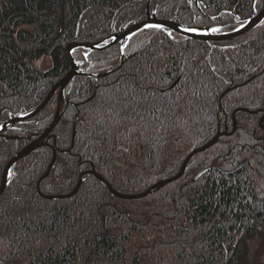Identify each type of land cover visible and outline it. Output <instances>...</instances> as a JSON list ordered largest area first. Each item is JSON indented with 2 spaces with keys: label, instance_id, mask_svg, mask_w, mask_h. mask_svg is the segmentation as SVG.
<instances>
[{
  "label": "trees",
  "instance_id": "1",
  "mask_svg": "<svg viewBox=\"0 0 264 264\" xmlns=\"http://www.w3.org/2000/svg\"><path fill=\"white\" fill-rule=\"evenodd\" d=\"M149 0H0V123L40 107L69 73L67 48L95 44L147 19ZM264 0H153L159 19L238 28ZM76 51L77 77L49 138L11 171L0 196V264H249L264 238V23L223 43L147 30L127 46ZM49 57L52 67L36 65ZM57 93L36 117L0 136V187L10 161L56 117ZM253 113V114H252ZM256 113V114H255ZM189 155L219 132H233ZM264 126V122H263ZM16 137V138H14ZM57 152V160L49 171ZM212 169L199 179L205 170ZM50 200L45 196H69Z\"/></svg>",
  "mask_w": 264,
  "mask_h": 264
},
{
  "label": "water",
  "instance_id": "2",
  "mask_svg": "<svg viewBox=\"0 0 264 264\" xmlns=\"http://www.w3.org/2000/svg\"><path fill=\"white\" fill-rule=\"evenodd\" d=\"M153 0L148 1V8H147V14L148 17L145 21L136 23L132 25L131 27L122 30L119 33L114 34L110 38L95 43V44H87V43H73L68 46L67 48V53L70 58V71L69 73L60 81L49 93L46 101L38 107L36 110L32 111L31 113H28L26 115L17 117L13 119L12 121L3 124L0 127V133H5L8 128H10L11 124H18L23 121H28L34 117H36L38 114H40L46 107L47 105L51 102V100L54 98V96L59 93V107L58 111L56 114L55 119L51 123V125L47 128V130L41 134L34 142H32L28 147H26L24 150H22L18 155H16L8 164L4 177L2 179V184L0 187V196L4 193V191L7 189L8 185L11 183V171L15 167V165L22 159L30 156L35 150L49 146V137L53 133L54 129L60 122L62 116L65 113V110L68 106V101L66 99V90L68 86L77 78V77H85V76H94L88 72L89 66L82 68V63L76 61L74 59L73 53L76 51H87L86 58L88 56L95 52V51H104L109 48H113L117 45H121L122 47V55L117 63V65L110 71L105 72L100 75H95V77H103L107 76L108 74H111L117 70H119L125 63L126 61V49L127 46L129 45V42L139 33L147 31V30H155V29H160V30H165L169 35L172 34H177L181 37L202 42V43H223V42H228L234 39H237L241 37L242 35L253 31L257 29L261 24L264 23V8L256 13L254 16L251 18L244 20L241 22L240 26L230 32H223V27H214V28H192L188 26L181 25L179 23L173 22V21H168V20H162L159 19L157 14L151 13L150 11V6ZM192 1V0H188ZM197 2V0H194ZM215 29V31H214ZM253 114V113H252ZM256 114V113H255ZM264 118L260 121L261 127L264 129L263 126ZM237 131V127L235 126L233 132L229 133L228 131L224 132H219L217 136L210 141L207 145L195 150L192 152L189 157L186 159L184 162L182 169L178 175L175 177L168 179V180H163L156 185H154L151 189L146 191L145 193L139 194V195H123L119 192H117L112 185L104 179L99 173L96 171H93L92 174L101 182L103 183L111 192V194L116 197L119 200L122 201H136V200H141L149 197L154 193V191H159L169 184H172L176 181L181 180L189 167V164L192 162V160L199 154L204 153L209 151L211 148H213L223 137H229L235 134ZM55 157L53 160V163L49 169V171L46 173V175L41 179L44 180L48 178L55 166L56 160H57V152L56 149H54ZM212 169L205 170L203 173H201L197 178L199 179L202 175L206 174L208 171ZM83 184V180L80 181L78 187L76 190L69 196H45L40 192V195L46 199L50 200H60L64 198H71L75 195L78 194L81 186Z\"/></svg>",
  "mask_w": 264,
  "mask_h": 264
},
{
  "label": "rangeland",
  "instance_id": "3",
  "mask_svg": "<svg viewBox=\"0 0 264 264\" xmlns=\"http://www.w3.org/2000/svg\"><path fill=\"white\" fill-rule=\"evenodd\" d=\"M36 65L43 70H49L52 67V61L49 57H44ZM247 246L249 264H264V238L256 236L248 241Z\"/></svg>",
  "mask_w": 264,
  "mask_h": 264
},
{
  "label": "flooded vegetation",
  "instance_id": "4",
  "mask_svg": "<svg viewBox=\"0 0 264 264\" xmlns=\"http://www.w3.org/2000/svg\"><path fill=\"white\" fill-rule=\"evenodd\" d=\"M214 27H222V26H211V27H207V28H214ZM58 94H59V93H58ZM13 119H15V118H13ZM13 119H11V120H9V121H6V122H2V123H0V127H1L3 124H6V123L12 121ZM16 125H17V124H16ZM14 126H15L14 124H11V125H10V128H8V129L6 130V132L9 131L10 129H12ZM6 132H5V133H6ZM5 133H0V136H4ZM51 135H52V134H51ZM51 135H50V136H51ZM14 138H16V137H14ZM49 138H50V137H49ZM34 141H35V140H34ZM34 141H33V142H34Z\"/></svg>",
  "mask_w": 264,
  "mask_h": 264
},
{
  "label": "snow or ice",
  "instance_id": "5",
  "mask_svg": "<svg viewBox=\"0 0 264 264\" xmlns=\"http://www.w3.org/2000/svg\"><path fill=\"white\" fill-rule=\"evenodd\" d=\"M214 31H215V29H214Z\"/></svg>",
  "mask_w": 264,
  "mask_h": 264
}]
</instances>
